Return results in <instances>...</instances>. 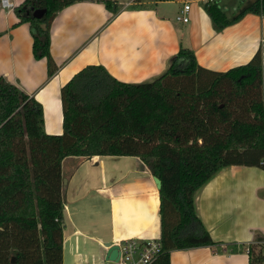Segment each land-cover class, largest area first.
Listing matches in <instances>:
<instances>
[{
	"label": "trees",
	"instance_id": "1",
	"mask_svg": "<svg viewBox=\"0 0 264 264\" xmlns=\"http://www.w3.org/2000/svg\"><path fill=\"white\" fill-rule=\"evenodd\" d=\"M87 1L26 0L14 9L19 24H30L34 58L47 59L50 76L57 70L51 24ZM100 2L112 15L122 8ZM37 9L45 10L41 19L33 16ZM205 9L222 31L247 14L264 17V0L233 19L215 2ZM263 68L261 50L248 64L214 72L183 47L150 83H124L89 65L61 89V135L47 134L41 104L0 77V264H64L68 157H139L161 181L162 250L154 264H170L174 250L216 247L196 214L195 195L224 168L264 170ZM244 249L250 264H264L263 244Z\"/></svg>",
	"mask_w": 264,
	"mask_h": 264
},
{
	"label": "crops",
	"instance_id": "2",
	"mask_svg": "<svg viewBox=\"0 0 264 264\" xmlns=\"http://www.w3.org/2000/svg\"><path fill=\"white\" fill-rule=\"evenodd\" d=\"M8 1L10 5L5 8L0 0V77L41 104L43 128L51 135L63 134L61 89L86 66L102 65L121 82L143 84L164 75L182 47L195 53L202 68L214 72L248 64L260 50L264 63V17L247 14L218 31L205 9L208 2H215L233 19L256 0H111L122 5L115 15L100 2L105 0H93L78 2L53 20L51 55L57 70L50 76L47 59L34 58L30 24H19L14 13L26 0ZM186 5L190 6L188 23L177 20ZM103 158L111 161L108 179L114 183L131 172L149 177L152 184H89L88 190L98 197L92 201L95 207L91 212H99L100 217L87 225L70 215L69 204L79 201V195L69 191L71 184L64 185V258L65 246L72 237L104 247L125 239L152 240L144 237L146 232L156 217L160 225V193L147 165L134 156L85 159L99 167ZM127 162L139 163L141 170L120 175ZM85 185L80 191L82 198L87 197ZM153 194L155 206L148 216ZM195 208L218 245L174 250L170 264H250L244 248L264 245V170L248 166L220 170L197 191ZM68 222L71 236L66 234Z\"/></svg>",
	"mask_w": 264,
	"mask_h": 264
},
{
	"label": "rangeland",
	"instance_id": "3",
	"mask_svg": "<svg viewBox=\"0 0 264 264\" xmlns=\"http://www.w3.org/2000/svg\"><path fill=\"white\" fill-rule=\"evenodd\" d=\"M263 84H264V68H263ZM108 159L103 158L99 167L92 166L90 162H87L85 158H74L68 157L64 172L66 174V180H69L71 184L69 191L74 192L75 195H79L77 201L74 204H69V213L70 215L74 216L77 221L83 222L85 225L89 223L91 220L98 221L100 217V213L97 211L91 212L95 206L93 205L92 201L97 200L98 197L96 196L95 192H91L88 190L89 184H113L114 182L109 178L110 175V166H109ZM128 170H141V166L139 163L134 162H127L123 166V170L120 171V175L126 173ZM131 173V172H130ZM125 177L123 180L116 182L114 184H122L123 186H128L130 184H152L151 180L147 176H143L140 174L131 173ZM119 180V179H117ZM116 180V181H117ZM155 181V179H154ZM156 183V182H155ZM86 184V185H85ZM87 186L86 194L87 197H83V192L80 191L83 186ZM82 187V188H81ZM81 188V189H80ZM88 191V192H87ZM85 196V195H84ZM82 198V199H80ZM152 200V201H151ZM156 198L153 194L151 199L149 198V207H147L148 216L152 214V210H154V202ZM153 202V203H152ZM86 223L84 222V220ZM66 234L71 236L72 226L71 223L68 222L66 227ZM71 230V231H70ZM106 227H103V232L108 233L105 231ZM89 234V233H88ZM102 235V233H96ZM145 238H151L152 240L158 239L160 237V225H159V218L156 217L153 227L146 232ZM89 240V239H88ZM127 240V239H125ZM121 241V240H120ZM148 241V240H146ZM93 243L92 241H88ZM80 242L79 238L72 237L65 246V264H103L106 263V250L104 249L105 246H101L100 244H96V246H90L89 243Z\"/></svg>",
	"mask_w": 264,
	"mask_h": 264
},
{
	"label": "built area",
	"instance_id": "4",
	"mask_svg": "<svg viewBox=\"0 0 264 264\" xmlns=\"http://www.w3.org/2000/svg\"><path fill=\"white\" fill-rule=\"evenodd\" d=\"M2 5L7 8L10 4L8 0H2ZM189 10V5L184 6V13L179 15L177 20L188 23L190 21ZM112 246H118V261L106 260L105 264H154L162 250V244L159 240L142 241L137 238L114 243ZM109 248L105 246L107 252Z\"/></svg>",
	"mask_w": 264,
	"mask_h": 264
},
{
	"label": "water",
	"instance_id": "5",
	"mask_svg": "<svg viewBox=\"0 0 264 264\" xmlns=\"http://www.w3.org/2000/svg\"><path fill=\"white\" fill-rule=\"evenodd\" d=\"M44 14H45L44 9H37L36 11H34L33 16L35 18L41 19ZM155 182L158 189H160L162 186L161 181L158 178H155ZM66 184H67V180L64 179V185ZM106 247H110L108 252L106 253V260L118 261V257H119L118 246H112V244L107 243ZM12 262H15V258L12 259Z\"/></svg>",
	"mask_w": 264,
	"mask_h": 264
}]
</instances>
